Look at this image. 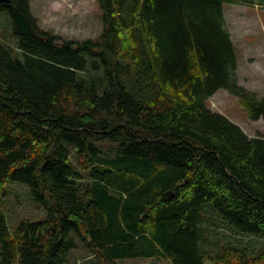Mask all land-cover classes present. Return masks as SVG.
Returning <instances> with one entry per match:
<instances>
[{
  "label": "trees",
  "instance_id": "obj_1",
  "mask_svg": "<svg viewBox=\"0 0 264 264\" xmlns=\"http://www.w3.org/2000/svg\"><path fill=\"white\" fill-rule=\"evenodd\" d=\"M9 1L0 196L23 183L45 215L10 229L0 209V264H65L78 245L98 264H264V245L235 240L264 239V137L206 104L226 90L248 119L264 117V96L237 84L223 14L264 0H97L102 31L81 42L38 29L29 0ZM14 9L34 35L17 33Z\"/></svg>",
  "mask_w": 264,
  "mask_h": 264
},
{
  "label": "rangeland",
  "instance_id": "obj_2",
  "mask_svg": "<svg viewBox=\"0 0 264 264\" xmlns=\"http://www.w3.org/2000/svg\"><path fill=\"white\" fill-rule=\"evenodd\" d=\"M30 14L38 29L58 35L62 39L84 41L98 39L102 31V13L97 0H29ZM223 14L226 28L235 47L237 84L264 96V7L247 4H224ZM10 16H0V42L16 48L12 36ZM120 40L121 56L127 60V49L131 42L127 32ZM6 44V45H7ZM15 56L16 53L11 51ZM90 72L89 75H94ZM207 107L225 116L236 124L249 137H264V117L258 120L248 119L237 98L226 90H218L207 102ZM5 192L0 196V209L3 211L8 227H16L22 219L35 221L42 219L45 210L41 204L33 201L28 187L20 182L9 181ZM236 237V236H235ZM237 242L259 248L264 239L250 236H238ZM65 264H98L97 260L82 246L71 250ZM111 264H171L168 259L135 258L116 260Z\"/></svg>",
  "mask_w": 264,
  "mask_h": 264
},
{
  "label": "water",
  "instance_id": "obj_3",
  "mask_svg": "<svg viewBox=\"0 0 264 264\" xmlns=\"http://www.w3.org/2000/svg\"><path fill=\"white\" fill-rule=\"evenodd\" d=\"M0 3L9 4L10 1L9 0H0ZM12 17H13L15 29H16L18 34H20L22 36L34 35V31H33V28H32L30 21L21 12L14 9L12 11ZM166 196L171 197L172 194L166 193Z\"/></svg>",
  "mask_w": 264,
  "mask_h": 264
}]
</instances>
